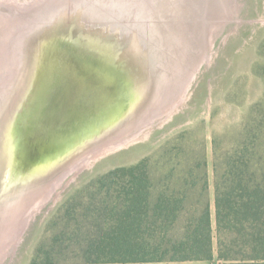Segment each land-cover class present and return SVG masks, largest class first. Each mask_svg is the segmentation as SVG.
Returning a JSON list of instances; mask_svg holds the SVG:
<instances>
[{
    "label": "water",
    "instance_id": "1",
    "mask_svg": "<svg viewBox=\"0 0 264 264\" xmlns=\"http://www.w3.org/2000/svg\"><path fill=\"white\" fill-rule=\"evenodd\" d=\"M225 3L62 0L41 14L19 55L23 89L0 98V247L59 176L186 91Z\"/></svg>",
    "mask_w": 264,
    "mask_h": 264
},
{
    "label": "trees",
    "instance_id": "2",
    "mask_svg": "<svg viewBox=\"0 0 264 264\" xmlns=\"http://www.w3.org/2000/svg\"><path fill=\"white\" fill-rule=\"evenodd\" d=\"M246 121L223 148L183 136L61 204L42 264H264V111Z\"/></svg>",
    "mask_w": 264,
    "mask_h": 264
},
{
    "label": "rangeland",
    "instance_id": "3",
    "mask_svg": "<svg viewBox=\"0 0 264 264\" xmlns=\"http://www.w3.org/2000/svg\"><path fill=\"white\" fill-rule=\"evenodd\" d=\"M234 1L233 7L225 3L227 0H223L224 5H214V10L210 13L211 19L205 25L207 36L202 50L195 56L202 63L201 59L203 61L206 55L205 48L211 37V46L208 47L210 60L204 59L185 93L187 95L183 103L166 112L167 114L163 113L164 116L152 122L153 125L140 128L141 134L135 140L86 159L82 167L72 172L71 176L66 177L58 186L59 193L52 192L51 201L29 221L24 232L19 233L22 230L19 228L11 253H8L1 264H42L46 258L38 250L51 249L52 230L54 224L60 221L61 204H88L92 184L99 178L144 159L156 160L164 153L165 146L174 145L183 136H187L196 149L202 147L201 143H205V138L209 142L215 136L219 146L223 148L237 138L236 135L248 123L246 120L250 118V114L254 116L264 111V0ZM41 7L42 3L34 9L24 10L23 13L22 10H14L7 4L0 5V35L4 34L2 29H6L9 24L16 28L11 39L7 37L13 31L10 30L11 26L7 27L10 33L0 38L1 40L7 37L3 44L6 54L3 52L0 55V85L17 70L18 63L16 64L15 60H18V54L14 40L18 28L25 22H31ZM22 77L21 74L19 79H13L12 89L16 83V90L23 89ZM179 89L180 87H177L176 91ZM262 142L263 140H260V143ZM208 156L211 158V153H208ZM201 188L202 185L199 190H202ZM208 188L213 190L212 183ZM34 205L26 209L22 221ZM210 206L215 220L213 199ZM22 221L21 227L24 226ZM10 240L11 236H6L0 254ZM36 255L41 257L36 259ZM55 261L53 264H65L60 263L58 257H55Z\"/></svg>",
    "mask_w": 264,
    "mask_h": 264
},
{
    "label": "bare ground",
    "instance_id": "4",
    "mask_svg": "<svg viewBox=\"0 0 264 264\" xmlns=\"http://www.w3.org/2000/svg\"><path fill=\"white\" fill-rule=\"evenodd\" d=\"M44 1V2H43ZM60 2H62V0H33V1H28V2H18L16 0H0V5H2V3L4 4H7L9 5L10 7H12V9L14 10H22V12L24 10H30V9H34V7L38 6L39 4L42 3V7L41 9L39 10L38 12V15H36L33 20L31 22H25L23 24V26H20L17 30V34H16V37H15V40H14V45H15V48H16V53L18 54L17 55V58L18 60H15V63L17 65V70L16 72H14V74H12L11 76V72L9 73L10 74V78L6 79L4 81V83H2L0 85V98H3L4 95L6 96H10L11 93H12V82H13V79H17V75H19L20 73V63H21V60L20 59V54H21V50H22V47L23 45L26 43V40H27V33L29 32L28 30L35 25V23L37 22V20L41 17V14H44L45 13H52L51 11H55V6L57 7H60ZM36 3H39L38 5L34 6ZM38 8V7H37ZM29 12V11H28ZM25 13V12H23ZM19 14V13H18ZM22 14V13H21ZM26 15V14H25ZM20 16V14H19ZM22 16V15H21ZM48 17V14L46 16V18ZM23 19V18H22ZM7 24V23H6ZM11 26V24H9L7 27L9 28ZM2 29L4 31V34H8V32L10 33L9 29ZM13 29L12 33H10L11 35L10 36H7L8 39L10 37H12L15 32H16V28H13L12 26L10 27V30ZM226 29V28H225ZM37 33V32H36ZM38 33H40L38 31ZM2 33V35H0V38L4 35ZM7 37H3L1 40H0V55L4 52V47H3V44H5V40L7 39ZM11 39V38H10ZM2 42V43H1ZM5 53V52H4ZM6 54V53H5ZM214 55V54H213ZM210 58V55L208 57V60ZM207 60V59H206ZM201 62H202V59H201ZM8 74V75H9ZM194 79V78H193ZM192 79V80H193ZM191 80V81H192ZM1 81V80H0ZM191 81L188 83L187 85V89L186 91L189 89V87L191 86ZM1 83V82H0ZM186 91H184V93L181 94V96H179V98L175 99L174 101L172 100L170 102V105L160 111L159 113L157 112L156 115L154 116H151L147 121L143 122L140 127H138L137 129L131 131L130 133H127L126 135L122 136L121 138H119L118 140H116L115 142H113L112 144H109L107 146H105L104 148H102L101 150L98 149V151H96L95 153H92L90 154L89 156H87V158H85L83 161H81L79 164L75 165L73 168H71L70 171L66 172L65 174H63L62 176H59L52 184V186L38 199L36 200L34 203H33V207L32 209L27 213L28 215L24 218V221H21L24 222V226L20 228H22V230L19 232V233H22L24 232L25 230V227L26 225L29 223V221L38 213L40 212V210L43 209V207L46 206L47 203H49L51 201V198L53 197V194H55L59 189H58V186L60 184L63 183L64 179L67 177L69 178L71 176V173L74 172L75 170H78L80 167H82V165H84V162L86 161V159H89L91 158L92 156H96L97 154H101L102 152H105L106 150L108 149H112V148H115V147H118L126 142H129L131 140H135L136 138H138L141 134V132H139L141 129L140 128H145V127H149L151 125H153L154 121L155 120H158L160 118H162V116H164L163 113L167 114L168 112H170V110H174L176 108L177 105H180L181 103H183V101L185 100V97L187 94ZM1 103V101H0ZM178 107V106H177ZM167 112V113H166ZM153 122V123H152ZM140 129V130H139ZM63 178V179H62ZM60 179V180H59ZM55 183V184H54ZM62 188V187H61ZM53 192V194H52ZM59 193V191L57 192ZM21 223V222H20ZM19 223V225H20ZM17 227V226H15ZM13 228L12 231L13 234L11 235L10 234H7V238L11 236V240L9 241V244L6 246V248L4 250H2V253L0 254V264L2 261H4L6 259V257L8 256V253L11 251V248H12V244L13 242H16L14 241L16 239V233L19 231L17 230L16 228ZM16 229V230H15ZM18 233V235H19ZM6 238V237H5ZM20 239V238H19ZM5 243V242H4ZM3 243V244H4ZM14 245V244H13ZM2 247V246H1ZM0 247V249H1ZM11 253V252H10Z\"/></svg>",
    "mask_w": 264,
    "mask_h": 264
}]
</instances>
